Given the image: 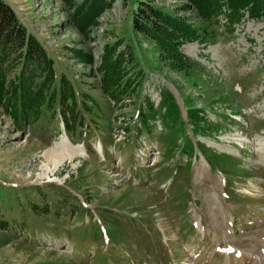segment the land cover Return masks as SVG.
Masks as SVG:
<instances>
[{
    "label": "rangeland",
    "instance_id": "obj_1",
    "mask_svg": "<svg viewBox=\"0 0 264 264\" xmlns=\"http://www.w3.org/2000/svg\"><path fill=\"white\" fill-rule=\"evenodd\" d=\"M4 1L92 117L75 120L67 140L58 111L24 121L0 106V264H194L179 238L202 240L204 253L225 243L223 219H233L236 234L264 232L256 218L264 203L252 207L256 187L264 190V20L245 15L233 31L221 14L204 30L186 0H106L81 30L75 17L88 0ZM138 1L191 22L195 38L179 49L193 72L134 32ZM114 42V55L133 48L139 60L121 65L132 89L116 103L101 92L98 71ZM136 146L160 151L153 166H139Z\"/></svg>",
    "mask_w": 264,
    "mask_h": 264
},
{
    "label": "trees",
    "instance_id": "obj_2",
    "mask_svg": "<svg viewBox=\"0 0 264 264\" xmlns=\"http://www.w3.org/2000/svg\"><path fill=\"white\" fill-rule=\"evenodd\" d=\"M186 1L195 10L204 30H209L221 14L226 16L233 31L235 24L240 23L245 15L250 19L264 20V0ZM105 4H108L106 0L83 3L75 17L78 28L84 30L89 22H95L94 17ZM185 7L189 8L188 5ZM132 16L134 32L154 42L175 67L179 65L181 69L194 71V64L179 49L183 42L195 38L196 30L189 20L145 1L137 2ZM117 45L118 42H114L106 47L98 66L100 90L115 103L131 95L132 89L131 79L126 78V72L123 76L121 65L139 62L133 48L125 52L120 50L114 55ZM137 69L140 73L139 67ZM142 75L140 73L138 78ZM187 102L183 97V103L186 105ZM0 106L13 116L20 115L24 121L30 118L37 121L46 110L54 115L58 111L69 133L75 120L83 126L86 118L92 117L91 106L81 99L77 87L71 84L65 73L56 74L52 58L36 37L27 34L4 0H0Z\"/></svg>",
    "mask_w": 264,
    "mask_h": 264
},
{
    "label": "bare ground",
    "instance_id": "obj_3",
    "mask_svg": "<svg viewBox=\"0 0 264 264\" xmlns=\"http://www.w3.org/2000/svg\"><path fill=\"white\" fill-rule=\"evenodd\" d=\"M78 154V153H77ZM253 251H255V253H253ZM251 251V257L253 256V259H257V263L256 264H262V250L261 249H255ZM246 259H248V256L245 257Z\"/></svg>",
    "mask_w": 264,
    "mask_h": 264
}]
</instances>
